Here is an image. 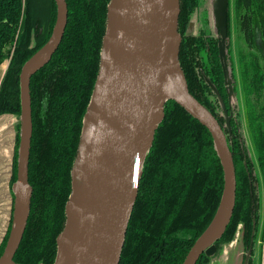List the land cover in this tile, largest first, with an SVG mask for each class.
Here are the masks:
<instances>
[{
  "label": "trees",
  "instance_id": "obj_1",
  "mask_svg": "<svg viewBox=\"0 0 264 264\" xmlns=\"http://www.w3.org/2000/svg\"><path fill=\"white\" fill-rule=\"evenodd\" d=\"M67 23L49 61L29 81L31 140L27 178L32 197L25 229L14 254L17 264H53L57 236L63 231L66 203L72 193L71 171L83 128L84 114L100 70L110 0H65ZM200 0H179L177 60L190 94L221 126L235 168V204L230 221L215 242V253L230 243L239 223L247 264H255L259 228L264 242V67L252 45V32H237L236 61L245 121L256 163L243 131L232 54L230 12L215 34L204 28L187 32ZM236 21L255 13L264 38V0H233ZM252 8V11L250 10ZM57 15L55 0H0V115L20 122V71L49 39ZM246 34V35H245ZM224 49V62L220 46ZM235 61V62H236ZM234 97V99L232 98ZM229 121L227 122V119ZM19 123L11 183L17 178ZM258 169V171H257ZM224 173L208 129L173 100L164 104L140 177L118 264H182L189 249L213 220L223 191ZM12 220V217H11ZM7 232L0 243V255ZM263 220V223H262ZM213 255V254H212ZM202 254L196 264L209 260Z\"/></svg>",
  "mask_w": 264,
  "mask_h": 264
},
{
  "label": "water",
  "instance_id": "obj_2",
  "mask_svg": "<svg viewBox=\"0 0 264 264\" xmlns=\"http://www.w3.org/2000/svg\"><path fill=\"white\" fill-rule=\"evenodd\" d=\"M57 15L47 42L20 71V140L11 226L0 264H17L13 257L22 238L32 197L27 169L31 140L29 81L57 49L67 23L65 0H55ZM227 0H217L225 20ZM179 0H110L103 37L100 70L84 114L67 220L57 236L53 264H118L129 217L137 197L142 165L155 130L164 118V104L173 100L210 132L220 158L224 185L217 212L186 254L182 264H196L214 254L235 204V168L225 134L214 118L188 91L177 60L181 37L176 27ZM224 62V49L220 46ZM172 58V61H171ZM179 74L182 92L166 82ZM229 118L227 119V122ZM252 250L244 257L247 264Z\"/></svg>",
  "mask_w": 264,
  "mask_h": 264
},
{
  "label": "rangeland",
  "instance_id": "obj_3",
  "mask_svg": "<svg viewBox=\"0 0 264 264\" xmlns=\"http://www.w3.org/2000/svg\"><path fill=\"white\" fill-rule=\"evenodd\" d=\"M226 12L229 10L230 12V32H231V44H232V54L234 56V70L235 75L237 78V93L236 99L234 101L238 104L239 109L241 111V117L243 119L242 124V131L243 135L246 140V144L248 147V151L252 157V159L256 163V152L255 148L249 134V130L245 121V110H244V100L242 94V88L239 77H237L238 68H237V61H236V39H237V32H252V45H248V43L244 40V34L240 33L242 39V45H244V49L251 48L254 52L257 53L259 63L261 66L264 67V38L261 35V26L258 16L253 13L254 15L251 17V13H246L243 15V18L240 21H236L234 12H233V0H227L226 5ZM252 11V8L250 9ZM264 11V9H263ZM225 12V14H226ZM222 16L217 11V0H200V5L197 10L191 15V19L188 25L187 32L189 34L195 35L200 28H204L205 30L209 31L212 34L217 32V27L219 25H223ZM246 35V34H245ZM236 61V62H235ZM19 121V120H18ZM20 124V122H19ZM20 129V125H19ZM20 132V130H19ZM20 134V133H19ZM258 171V169H257ZM263 223V220H262ZM241 228L242 224L239 223L237 226V231L235 234V238L230 243L222 244L220 247L219 252L211 255L209 260L203 261L202 264H233L232 259L234 256L237 257V264H243V256L245 254L244 246L241 241ZM259 236V231L258 235ZM255 264H257L256 255H253Z\"/></svg>",
  "mask_w": 264,
  "mask_h": 264
},
{
  "label": "crops",
  "instance_id": "obj_4",
  "mask_svg": "<svg viewBox=\"0 0 264 264\" xmlns=\"http://www.w3.org/2000/svg\"><path fill=\"white\" fill-rule=\"evenodd\" d=\"M7 63L0 64V81L6 70ZM18 118L14 114L0 115V243L3 240L13 213L14 195L11 179L13 175V161L18 134ZM261 226L259 228L260 236ZM257 237L254 255L257 264H264V242ZM237 264V257L229 260Z\"/></svg>",
  "mask_w": 264,
  "mask_h": 264
},
{
  "label": "bare ground",
  "instance_id": "obj_5",
  "mask_svg": "<svg viewBox=\"0 0 264 264\" xmlns=\"http://www.w3.org/2000/svg\"><path fill=\"white\" fill-rule=\"evenodd\" d=\"M171 61H172V58H171ZM166 82L178 94H180L182 92L181 86L179 84V74H177V75L169 74L166 77Z\"/></svg>",
  "mask_w": 264,
  "mask_h": 264
}]
</instances>
